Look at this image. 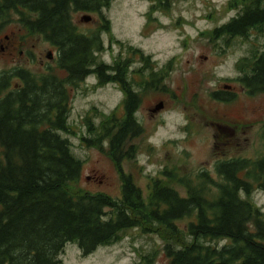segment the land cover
<instances>
[{"label":"trees","instance_id":"obj_1","mask_svg":"<svg viewBox=\"0 0 264 264\" xmlns=\"http://www.w3.org/2000/svg\"><path fill=\"white\" fill-rule=\"evenodd\" d=\"M111 1L0 0V31L16 21L42 35L56 48L64 73L0 71V264H60L67 243L88 254L117 242L129 228L161 235L168 264H264V210L248 198L255 189L264 190V156L217 160L216 177L203 169L195 182L179 180L185 193L155 178L145 195L124 171L122 161L136 150L132 139L143 131L135 117L142 92L126 80L124 63L97 58L104 50L99 31L85 33L74 20L76 12L98 13L101 29L109 30L102 10ZM240 1L243 13L216 28L213 37H245L263 29L264 0ZM239 65L249 94L264 93V45ZM92 75L100 85L119 83L128 94L122 115L118 109L104 114L99 135L83 138L114 162L122 180L120 198L76 189L83 161L61 134L74 132L73 87ZM151 261L142 254L135 264Z\"/></svg>","mask_w":264,"mask_h":264},{"label":"rangeland","instance_id":"obj_2","mask_svg":"<svg viewBox=\"0 0 264 264\" xmlns=\"http://www.w3.org/2000/svg\"><path fill=\"white\" fill-rule=\"evenodd\" d=\"M227 1L112 0L102 10L110 22L109 30L101 29L103 21L98 13L74 14L81 31H99L104 50L97 58L124 63L126 80L142 92L135 117L143 131L132 139L136 150L122 166L145 195L155 178H164L165 183L185 193L186 187L179 180L185 177L195 182L203 169L216 177L217 160L264 156V93L249 94L239 68L244 58L262 50L264 27L252 29L245 37H213V31L234 14ZM85 14L92 16L91 21L81 19ZM0 40L9 45L4 51L0 47V71L26 67L45 73L50 68L64 75L56 48L20 22L0 31ZM156 66L163 75L159 90L151 84L143 88L145 75ZM214 92L230 100L217 98ZM160 99L164 107L158 109ZM123 101L119 83L100 85L95 75L73 87L69 122L74 132L61 134L69 138L74 154L83 161L82 174L74 182L76 189L121 197L122 180L114 162L105 150L83 138L99 135L97 127L104 114L118 109L122 115ZM154 106L159 110L156 114L148 110ZM104 145L107 147L108 140ZM248 198L264 210L263 189H255ZM164 243L156 232L129 228L117 242L88 254L78 244L67 243L60 264H135L142 254L151 258V264H168Z\"/></svg>","mask_w":264,"mask_h":264},{"label":"flooded vegetation","instance_id":"obj_3","mask_svg":"<svg viewBox=\"0 0 264 264\" xmlns=\"http://www.w3.org/2000/svg\"><path fill=\"white\" fill-rule=\"evenodd\" d=\"M231 1H233V0L227 1V8L232 12L234 11V14H232L230 17H228L226 23L234 20L235 18H238L243 13V10H244V6H243V4H241L242 1L237 0L234 3ZM8 38H9L8 35H6L5 39H8ZM1 41H4V40H0V47L4 51L6 47H9V45L1 43ZM116 62H117V60H116ZM157 70H160V69L158 67H157V69L152 68V70L150 72H148L147 75H145L146 80L143 81L144 82L143 85L141 84L143 88H146L148 84H151L153 88H155L156 90H159L163 75H161L160 71H157ZM227 85L230 86V88H228V89L232 88V85L226 84L225 86H227ZM135 90L138 91L136 88H135ZM138 92H141V91H138ZM123 95H124V99L128 97L127 92H124V90H123ZM139 95H140L141 101H142V93H140ZM159 102L164 103V101L162 99H160ZM155 106L148 108V110L153 114H156L159 112V110H156ZM219 127L222 128L223 126L219 125Z\"/></svg>","mask_w":264,"mask_h":264},{"label":"water","instance_id":"obj_4","mask_svg":"<svg viewBox=\"0 0 264 264\" xmlns=\"http://www.w3.org/2000/svg\"><path fill=\"white\" fill-rule=\"evenodd\" d=\"M81 19H82L83 21L88 22V21H91L92 16H91L90 14H85V15L82 16ZM48 57H49V58L52 57V52H49ZM225 87H226V88H230V86H228V85L225 86ZM163 107H164V103H163V102H159L158 105H157V108H158V109H161V108H163Z\"/></svg>","mask_w":264,"mask_h":264}]
</instances>
